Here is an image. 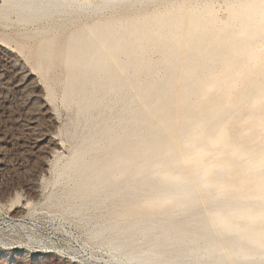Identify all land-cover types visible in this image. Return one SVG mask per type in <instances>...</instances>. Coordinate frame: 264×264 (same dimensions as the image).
<instances>
[{
	"label": "bare ground",
	"instance_id": "1",
	"mask_svg": "<svg viewBox=\"0 0 264 264\" xmlns=\"http://www.w3.org/2000/svg\"><path fill=\"white\" fill-rule=\"evenodd\" d=\"M213 1L0 0L3 24H40L24 37L42 65L71 26L50 227L10 219L2 244L80 264H264V135L226 139L234 107L264 100V0H224L223 19Z\"/></svg>",
	"mask_w": 264,
	"mask_h": 264
},
{
	"label": "rangeland",
	"instance_id": "2",
	"mask_svg": "<svg viewBox=\"0 0 264 264\" xmlns=\"http://www.w3.org/2000/svg\"><path fill=\"white\" fill-rule=\"evenodd\" d=\"M219 1L221 0H214L211 3V11L212 9H215L214 11L217 10L216 12H212L216 14L218 12L217 17L219 16V18L223 19L227 15V4L224 0H222L220 5ZM155 7L157 6L155 5ZM223 8L224 10L222 11ZM76 23L78 25L79 21ZM76 23L73 26H76ZM39 25V23H35L30 26V28L27 27L29 29H20L14 24L6 25L0 21L1 233H4V230H6L5 233L8 232L6 227H8L10 219L11 221L13 219L16 221L22 220L26 223H30L33 217L32 215L34 214H43L44 217L42 222H45L44 225L50 227V213L47 214V208L45 206L46 200L44 198L47 194L45 192L48 190L50 191L51 189L57 193L61 191L58 186L53 184V179L51 178L53 177L56 166L59 164H57V158H64L69 151V141L66 140L68 138L65 134V129L69 124L71 109L63 99L65 78L63 74L64 68L62 62H60L62 50H59L62 49L60 43H62L67 30H69L71 26L59 31L57 43L60 46H58L56 43V48L53 52L55 54H53L54 59L52 58L53 64L51 61L49 64L44 63L45 65H42L43 62L41 63L37 56V47L40 41L39 38L24 37L25 32L36 29L39 27ZM60 34H62V36ZM32 43L35 45V47ZM30 44L32 47L29 46ZM32 51L34 52L33 54ZM57 54H59V56ZM35 60L37 64H35ZM57 60H59L61 67L59 66ZM50 67L52 70H50ZM56 72L58 74L60 73L59 76ZM53 77L55 78L53 79ZM246 83L247 80L239 84L234 89L236 90L235 92L242 90ZM47 86H49V88H46ZM241 104H243L245 108ZM241 104L237 105V107H234V109H237L238 106L243 109L238 108V114L236 113L237 111H235L236 109L233 110L234 114L233 112L231 113L232 115L230 114L232 117L229 116L227 118V126L231 124V126L229 125L228 127L229 130L227 129V134H230L231 136L226 135V139H228V137L234 139V136H237L244 130H253V132L255 131L254 133L257 135L259 133L260 136L264 135V114L262 113L264 112V107L262 108V106H264V100L260 102L249 101L247 103ZM245 104L247 105V108ZM256 106L257 108L260 107V109L257 110ZM250 109L252 110L249 111ZM239 115L241 116L238 120ZM253 116L254 118L252 119ZM229 118L230 120H228ZM234 121H236V123H234ZM259 122L263 124L259 125ZM232 124L234 127L237 124L236 126H239L240 128H234ZM231 127L232 129L234 128L233 130L235 132L231 129ZM33 183H36L37 186ZM46 187L49 188L47 189ZM34 188L36 189L34 190ZM37 206L38 208H36ZM17 207H19V209ZM31 207L33 209L30 210ZM50 230L51 229L48 231ZM20 243L24 244L19 241L17 244V240L15 238L8 243L2 244L0 242V264H80L77 261L65 258V256L57 252L45 251L47 249L42 247L40 248L38 245L29 244L31 248L30 249L29 246L19 245ZM17 246L20 248L18 249Z\"/></svg>",
	"mask_w": 264,
	"mask_h": 264
}]
</instances>
